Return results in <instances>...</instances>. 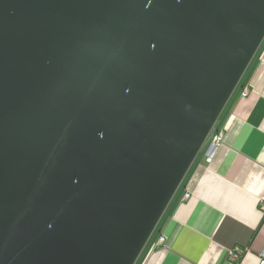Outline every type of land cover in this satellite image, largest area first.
Listing matches in <instances>:
<instances>
[{"label":"water","instance_id":"obj_1","mask_svg":"<svg viewBox=\"0 0 264 264\" xmlns=\"http://www.w3.org/2000/svg\"><path fill=\"white\" fill-rule=\"evenodd\" d=\"M264 40V0H0V264H135Z\"/></svg>","mask_w":264,"mask_h":264},{"label":"crops","instance_id":"obj_2","mask_svg":"<svg viewBox=\"0 0 264 264\" xmlns=\"http://www.w3.org/2000/svg\"><path fill=\"white\" fill-rule=\"evenodd\" d=\"M222 110L223 142L197 154L135 264H257L264 249V40ZM244 93H246L244 95ZM187 194V195H186ZM163 237V240L160 238Z\"/></svg>","mask_w":264,"mask_h":264},{"label":"built area","instance_id":"obj_3","mask_svg":"<svg viewBox=\"0 0 264 264\" xmlns=\"http://www.w3.org/2000/svg\"><path fill=\"white\" fill-rule=\"evenodd\" d=\"M245 94L246 93H244V95ZM222 142H223V135L221 132L212 133V135L210 136V142H209L207 149L205 151L206 160H210L214 156L216 150L218 149V147L221 145ZM259 206H260L261 210L264 211V194L261 196V198L259 200ZM160 240H163V237H161ZM244 251L239 247L231 248L229 250V253H228L229 260L231 261V263L233 264V263L237 262L241 258ZM257 264H264V249L261 250V252L259 253V258H258Z\"/></svg>","mask_w":264,"mask_h":264},{"label":"rangeland","instance_id":"obj_4","mask_svg":"<svg viewBox=\"0 0 264 264\" xmlns=\"http://www.w3.org/2000/svg\"><path fill=\"white\" fill-rule=\"evenodd\" d=\"M237 89L235 90V94H236V92H238L239 91V89H240V85H237V87H236ZM215 130V129H214ZM209 144V143H208ZM182 187H183V185H181V187L179 188V190H181L182 189Z\"/></svg>","mask_w":264,"mask_h":264},{"label":"trees","instance_id":"obj_5","mask_svg":"<svg viewBox=\"0 0 264 264\" xmlns=\"http://www.w3.org/2000/svg\"><path fill=\"white\" fill-rule=\"evenodd\" d=\"M238 84H239V83H238ZM214 129H215V130H218V128H217V126H216V124H215V126H214L213 130H214ZM206 141H207V140H206ZM206 141H205V142H206Z\"/></svg>","mask_w":264,"mask_h":264}]
</instances>
